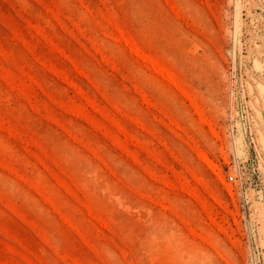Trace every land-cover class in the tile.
I'll return each instance as SVG.
<instances>
[{
	"label": "rangeland",
	"instance_id": "374dc122",
	"mask_svg": "<svg viewBox=\"0 0 264 264\" xmlns=\"http://www.w3.org/2000/svg\"><path fill=\"white\" fill-rule=\"evenodd\" d=\"M0 264H264V0H0Z\"/></svg>",
	"mask_w": 264,
	"mask_h": 264
},
{
	"label": "bare ground",
	"instance_id": "6f19581e",
	"mask_svg": "<svg viewBox=\"0 0 264 264\" xmlns=\"http://www.w3.org/2000/svg\"><path fill=\"white\" fill-rule=\"evenodd\" d=\"M135 52H138V50L137 49H135V48H132ZM198 156H199V158L200 159H202L207 165H208V167L212 170V171H214V173H216V175H218L219 176V172L218 171H216V166L214 165V163L206 156V154H204L203 152H200L199 154H198Z\"/></svg>",
	"mask_w": 264,
	"mask_h": 264
}]
</instances>
